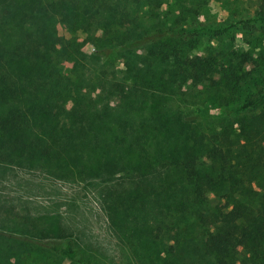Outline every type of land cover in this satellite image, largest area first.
<instances>
[{
	"label": "trees",
	"instance_id": "16d2710c",
	"mask_svg": "<svg viewBox=\"0 0 264 264\" xmlns=\"http://www.w3.org/2000/svg\"><path fill=\"white\" fill-rule=\"evenodd\" d=\"M159 2L0 0V163L94 186L134 264H264V76L233 80L214 53L223 31L182 10L157 21ZM188 83L214 90L207 121L204 106L189 118L167 105ZM27 220L19 246L104 264L65 218ZM170 240L166 258L143 249Z\"/></svg>",
	"mask_w": 264,
	"mask_h": 264
},
{
	"label": "rangeland",
	"instance_id": "374dc122",
	"mask_svg": "<svg viewBox=\"0 0 264 264\" xmlns=\"http://www.w3.org/2000/svg\"><path fill=\"white\" fill-rule=\"evenodd\" d=\"M263 7L264 0H160L153 18L170 24L182 10L185 22H204L207 26L221 29L222 50L214 49V53H222L232 60L233 67L237 68L228 67L229 76L241 84L248 77H258L261 73L264 76V62L257 64L249 56L252 53H264V20L255 18L264 17L261 14ZM250 18L255 21H250ZM229 26L232 28L227 30ZM106 36L103 30H99L95 35L96 39L84 45V51L91 53ZM198 53L195 49L191 51L192 55ZM235 59L240 61L236 63ZM115 66L116 70H120L122 62L117 61ZM70 69L71 63L68 62L60 66L63 74L69 75ZM215 80L218 82V74L215 75ZM209 90L214 93L209 87L191 83L177 91L170 89L172 94L168 92L166 95L167 105L175 110L178 107L187 110L185 113L189 118L194 116L198 107L204 106L207 109V121L216 113L214 105L209 106L206 95ZM146 113L147 111L141 116H147ZM47 171L41 168L4 166L0 163V264H68L61 258L45 256L33 247L19 246L14 242V239L25 236L29 217L38 216L45 222V218L55 215L65 218L73 233L80 236L99 263L134 264L133 255L127 246L125 248L123 239L111 231L106 213L101 208L103 201L95 187L88 185L87 181L80 182L78 178L56 180ZM207 198L211 205L216 203L217 199L213 194H208ZM165 220L169 226L172 225L170 218ZM195 233L189 228L187 235ZM3 234L8 236L2 237ZM172 244L173 240L157 241L154 249L150 244H143V249H147L152 258L156 255L166 258L165 250ZM152 250L153 256L150 254Z\"/></svg>",
	"mask_w": 264,
	"mask_h": 264
}]
</instances>
